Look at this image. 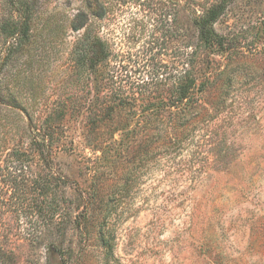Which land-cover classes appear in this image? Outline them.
Here are the masks:
<instances>
[{
  "label": "rangeland",
  "instance_id": "1",
  "mask_svg": "<svg viewBox=\"0 0 264 264\" xmlns=\"http://www.w3.org/2000/svg\"><path fill=\"white\" fill-rule=\"evenodd\" d=\"M19 1L30 39L0 89L34 123L59 125L53 171L66 183L53 182L50 196L67 199L60 233L37 231L36 247L16 240L18 264H264V0L231 3L216 24L223 45L210 52L192 19L211 0ZM17 18L0 0V54L10 43L3 25ZM86 31L111 51L96 72L79 60ZM186 72L197 83L177 121L167 104ZM33 170L52 175L38 162ZM58 239L62 248L48 247Z\"/></svg>",
  "mask_w": 264,
  "mask_h": 264
},
{
  "label": "trees",
  "instance_id": "2",
  "mask_svg": "<svg viewBox=\"0 0 264 264\" xmlns=\"http://www.w3.org/2000/svg\"><path fill=\"white\" fill-rule=\"evenodd\" d=\"M235 1L211 0L201 12H194L192 23L197 34L198 45L206 51H215L216 47L223 45L224 39L217 30L216 24L225 14L229 5ZM19 2V0H10L11 5L18 13V18L3 25V32L8 35L10 43L6 48V53L0 54V74L12 59L13 54L22 46L24 47L30 39V15L25 8L20 6ZM262 5H264V1ZM258 9H261V6ZM85 23L86 20L79 27ZM79 53L80 62L93 72L98 71L97 68L103 64L109 65L111 51L107 43L99 36L92 38L89 31L85 32V47ZM189 74L186 72L182 76L181 79L186 78V81L177 84L175 89L177 96L171 104H167L176 108L173 111V116L177 121L184 118L187 113L186 101L191 100L197 83V77ZM162 81L164 79H161ZM4 106H9L8 108L12 112L20 115L19 120L12 122L7 119L1 112V108ZM165 109L167 108L161 106V114ZM30 114L28 106L21 99L16 98L14 92L7 88L5 91L0 89V264L19 263L16 240H25L29 247H36L43 243L41 234L37 235V231L41 233L46 226L51 229V226L55 225L60 233L65 228L63 222L65 224L66 212L63 203L67 197L65 195L50 196L53 193L51 188L53 182L66 183V178L57 176L53 171V149L61 143L57 136L59 125L39 126L33 122ZM16 130H23L28 141L16 139L13 135ZM166 132V128L161 126V137H166ZM180 133H185V128L171 136L173 145L178 146V143L186 137L178 135ZM36 162L42 165L43 170H48L52 175L49 174L50 177L36 175L33 170V164L36 165ZM39 200H42L41 203L47 201L45 207H38ZM48 213L50 214L48 221L46 223L39 222L38 215L46 217ZM55 218H59L57 223L54 222ZM100 235L106 247L107 256H111L114 251L111 240L106 237L103 229H101ZM48 247L62 248L63 244L61 246L58 239L56 242L48 244Z\"/></svg>",
  "mask_w": 264,
  "mask_h": 264
}]
</instances>
